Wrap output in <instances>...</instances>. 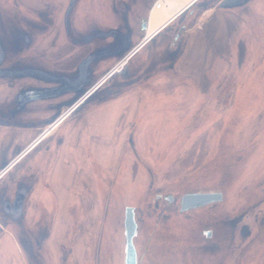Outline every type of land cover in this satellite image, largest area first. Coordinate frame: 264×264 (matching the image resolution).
<instances>
[{
    "label": "rangeland",
    "instance_id": "374dc122",
    "mask_svg": "<svg viewBox=\"0 0 264 264\" xmlns=\"http://www.w3.org/2000/svg\"><path fill=\"white\" fill-rule=\"evenodd\" d=\"M148 1L152 4L155 0ZM216 2L202 0L178 19L176 27L180 24L189 27L202 11ZM19 8L28 17H34L29 8ZM63 9L61 5L58 7L55 19L63 16ZM233 12L236 17L231 18L235 23L230 25L231 33L229 31L232 38L228 35L227 42L226 31L219 33L215 49L212 48L215 54L204 55L208 62L214 63V69L211 67L203 72L205 81L198 83L190 78L180 86L153 88L154 96L144 94L136 103V113L128 121L132 123L130 128H126V113H121L118 123L123 129L119 131L118 127L112 136L121 143L122 149L120 157L114 160L116 164L111 165L112 169H99L98 156L92 151L99 147L109 150L113 145L111 137L96 139L92 136L84 152L78 150L82 145H75L74 153L84 156L83 164L79 162V165L76 160L72 168L65 169L71 176L85 169V175L92 179L91 192L82 203L87 213L84 222L80 219L82 215L78 207H73L77 224L73 231L78 237L84 235L90 243L84 257L88 264L94 262L99 239L110 240L111 235L103 221L104 208L110 217L109 211H124L126 206H152L154 193L160 191H173L179 196L187 192H224L225 200L217 206L222 216L233 218V225L223 226V232H231L232 240L228 242L230 236L226 234L225 258L218 259L217 264H264V0H254ZM188 43L187 38L180 36L174 49L167 53L168 58L175 62L172 56L178 57ZM217 49L230 53L227 59L217 53ZM160 82L152 81L155 84ZM114 87L110 84L102 87L77 112L95 104L99 96ZM16 89L17 86L12 89L0 79V102L14 94ZM30 106L37 115L44 117L48 114L42 104L32 103ZM46 147L47 143L35 152H42L43 162L53 159L54 151L47 152ZM61 152L59 148V155ZM103 158L108 164V156ZM152 227L143 228L142 236L137 240L142 254ZM176 228H173L172 239H163L165 258L169 264H200L193 261L201 255L199 252L184 253L185 245L183 242L180 245L182 231ZM59 241L51 242L49 264H61ZM150 255L149 252L145 255V264ZM205 258L207 262L205 260L202 264H211L210 257Z\"/></svg>",
    "mask_w": 264,
    "mask_h": 264
},
{
    "label": "crops",
    "instance_id": "0c3cea01",
    "mask_svg": "<svg viewBox=\"0 0 264 264\" xmlns=\"http://www.w3.org/2000/svg\"><path fill=\"white\" fill-rule=\"evenodd\" d=\"M69 1L0 0L2 9H15L28 16L20 11L19 6H24L30 11L52 10L54 16L50 30L36 38L37 42L40 39L42 41L35 50L38 64L34 69L35 77L22 74L17 80H3L12 89L16 86L17 89L16 94H11L0 102L3 111L0 116V172L16 161L42 135L44 129L65 112L76 96L102 79L141 43L149 30L160 27L173 14V9L162 12L151 11L156 0L152 4L148 0H76L70 5L69 10L67 9L68 13L66 12L65 16ZM60 5L64 8L63 16L55 19L56 10L60 8ZM217 9L208 7L187 27L191 28L194 24L190 34L183 36L189 43L178 57L172 56L175 62H172L167 55L178 41L174 38L176 31L173 33L172 30L168 33L170 29L162 36L161 31L138 50L126 64L132 68L130 72L139 67L137 73L133 72L129 79L115 73L104 84V86L107 84L116 86L113 90H106L104 95L99 96V100L104 96H110L108 100L97 101L82 112H77L78 108L69 119L41 143L39 142L40 144H36L6 172L0 179V204L1 194L7 185L12 186L13 189L14 183L23 177L33 180L25 206L29 222L36 220V216L44 209L53 211L56 214L54 238L64 240L67 230L64 224H67L70 219L69 209L78 207V212L82 215L80 219L84 222L87 213L82 208V203L84 204V198L86 199L87 193L91 192L92 186V179L89 175H85V169H82L81 173L74 172L72 176L69 170L65 169L72 168L76 160L78 164L79 162L83 164V154L80 156L74 153L75 145H82L78 150L84 152L85 145L92 136L96 139L111 137L113 145L109 150L99 147L92 151L98 156L96 159L99 169L103 170L104 167L112 169L111 165L116 164L115 161L120 157L122 149L121 143L112 136L118 127L119 131L123 129L121 123H118L121 113H126V128H130L132 123L128 121L136 113V103L144 94L146 97L154 96L153 88L163 85L169 88L180 86L190 78L198 83L205 81L203 72L211 67L214 69V63L208 62V58L204 55L215 54L212 48L215 49L217 38H220L218 34L224 30L228 42L229 31L231 33L233 30L230 29V25L235 23L231 18L236 17L232 10L220 9L221 12H219ZM147 14L149 24L148 30L144 32L141 30V21ZM153 21L156 22L152 26ZM229 37L232 38L230 35ZM160 38H162L160 44L154 46ZM167 39L169 42H165ZM165 43L171 44L164 46ZM229 43L232 55L231 40ZM216 51L225 58L230 54L223 50ZM29 54L30 52H24V55ZM21 71L26 73L29 70L22 68ZM172 71L175 72L172 73ZM156 80L161 81L160 84L152 83ZM30 90H46L45 94L55 92L57 95L56 97L46 95V97L27 102L31 95L26 92ZM116 92L121 93L115 95ZM32 103L44 105L48 114L43 117L42 114L33 113V108H30ZM45 143H47L46 151H54V154L51 161L43 162L42 152H35ZM69 145L71 148H68ZM59 148L62 149L60 155ZM105 156L109 158L108 164H106V158H103ZM0 228L3 231L0 233V264H25L20 258L11 233L12 229L5 227L1 222ZM89 244L84 235L76 236L74 256L79 261L83 262L86 247Z\"/></svg>",
    "mask_w": 264,
    "mask_h": 264
},
{
    "label": "flooded vegetation",
    "instance_id": "af4514ba",
    "mask_svg": "<svg viewBox=\"0 0 264 264\" xmlns=\"http://www.w3.org/2000/svg\"><path fill=\"white\" fill-rule=\"evenodd\" d=\"M253 1L241 2L236 0L234 7L229 10L243 9L245 5ZM74 2L76 0L69 1L65 16L67 9ZM15 11V9L6 10L0 7V79L5 81L17 80L22 74H28L32 78L35 77L34 69L38 66L35 55L36 38L49 31L54 17L51 13L52 10H31L34 15L32 18ZM144 19H147V16L142 20ZM170 31L172 29L168 33ZM25 51L30 52V54L24 55ZM22 68H27L29 71L22 72ZM138 68L132 72L137 73ZM2 112L0 107V116H2ZM32 185L33 180L23 177L14 183L13 189L9 185L5 187L1 194L0 222L5 227L12 229L11 233L15 239L20 258L24 260L25 264H49L48 262L52 257L51 246L53 243L51 244V242L56 241L53 236L56 214L53 211L44 209L36 216V220L29 222V217L25 213V206ZM222 193L224 197L221 203L225 200V193ZM185 194L179 196L173 191H160L154 193L152 206L144 208L126 206L124 211H121V209L115 213L112 210L109 211L110 217H108V212H105L107 210L105 207L103 221L112 237L110 236V240H104L102 237L99 239L93 264H127V207L134 208L132 215L137 224V234L133 239L137 264L144 263L143 259L148 252L152 255H150V260L146 262L147 264H169L165 258V252L162 251L164 249L162 243L164 242L163 239L166 240L169 237V239H172L174 227L182 231L180 245L182 242L184 243L183 245L186 248L184 253L192 254L195 250L201 254L193 261L202 264L206 260L205 257L209 256L211 264L213 262L217 264L218 259H224V253L227 251L228 246L226 234L230 236L228 242L232 238L231 232H223V226L233 225V218L229 219L228 215L226 217L222 216L221 209L217 206L220 202L182 211L181 199ZM69 210L70 219L66 224L65 239L58 242L61 246V264H88L87 259L81 262L74 256L76 232L73 231V228L77 224L73 218L74 208L71 207ZM146 226L153 227L147 236V245L142 254L137 240L142 236L143 228ZM1 232L2 229L0 228ZM151 246H153L152 249H150Z\"/></svg>",
    "mask_w": 264,
    "mask_h": 264
},
{
    "label": "water",
    "instance_id": "95a60500",
    "mask_svg": "<svg viewBox=\"0 0 264 264\" xmlns=\"http://www.w3.org/2000/svg\"><path fill=\"white\" fill-rule=\"evenodd\" d=\"M198 0H193L190 2L185 8H183L177 15H174L173 18H171L168 21V26L161 32V36L169 29H172L174 34V38L178 39L180 36H187L191 32V28L194 26V24L191 26V28H187L185 24H180L179 28L176 29V22L180 17H182L188 10H190L197 2ZM241 2H246L247 0H238ZM236 3V0H217L216 4L212 7L218 8V9H230L234 7V4ZM148 24L149 20L144 19L141 21V30L142 31H147L148 30ZM172 33V34H173ZM172 36V35H171ZM125 58V57H124ZM122 58V59H124ZM173 67V65H172ZM137 69V68H136ZM132 68L130 66H126L125 69H120L119 71L117 68L109 71L106 73V75L100 79L98 82H96L92 87L85 89L79 96H76L74 98V102L70 105L68 108V112H72L75 108L79 106L82 107L88 100H90L94 95H96L100 89L103 87V83L105 80L109 79L112 75L115 73H118L122 75L125 79H129L133 74V72H130ZM134 70V69H133ZM135 73V72H134ZM46 90H30L26 92L27 94H30V98L26 100L27 102L36 100V98H41V97H56V93L54 92H47L45 94ZM121 92H116L115 95L120 94ZM110 98V96H104L99 102L106 101ZM56 120V119H55ZM223 193L222 192H215V191H210V192H193V193H186L183 195L181 199V210L186 211L189 209H194V208H199V207H204L207 205H210L212 203L216 202H221L223 200ZM127 214H128V219H127V224H126V241H127V264H137V254H136V249L133 243V239L136 237L137 234V224L135 220L133 219V212L134 208L133 207H127L126 208Z\"/></svg>",
    "mask_w": 264,
    "mask_h": 264
},
{
    "label": "built area",
    "instance_id": "2783aa9c",
    "mask_svg": "<svg viewBox=\"0 0 264 264\" xmlns=\"http://www.w3.org/2000/svg\"><path fill=\"white\" fill-rule=\"evenodd\" d=\"M164 5V0H156L151 8V11L153 10H161L162 7ZM164 26V25H163ZM161 27L160 30H158L157 33H159L161 30H163L166 26ZM155 33V34H157ZM153 37V36H152ZM152 37L149 36V33L147 32V34L145 35V37L143 38L142 42L138 45V47L135 48V50L131 51L130 54L122 59L120 62H118V64L116 65L115 68L120 69L123 64H126L127 61L136 53V51L138 49H140L141 47H143ZM69 112H63L58 118H56V120H54L51 124H49L44 131L42 132V135L36 140L35 143H38L39 141H41L43 138H45L49 133L55 131V129H57L58 125L68 116ZM51 127V128H50ZM50 128V130L48 131L47 129ZM26 154V152H24L16 161H14L12 164H10L5 170L0 172V179L4 176V174L18 161L20 160L21 157H23Z\"/></svg>",
    "mask_w": 264,
    "mask_h": 264
},
{
    "label": "bare ground",
    "instance_id": "6f19581e",
    "mask_svg": "<svg viewBox=\"0 0 264 264\" xmlns=\"http://www.w3.org/2000/svg\"><path fill=\"white\" fill-rule=\"evenodd\" d=\"M193 0H164V5H163V7H162V9L160 10V11H158V12H162V11H167V10H169V9H173V14H171L172 16L165 22V23H163L160 27H157V28H155V29H153V30H149V36L150 37H154L156 34L155 33H157L158 32V30H160L161 29V27L164 25V26H166L167 24H168V21L171 19V18H173L174 17V15H177L183 8H185L190 2H192ZM155 22L156 21H153V23H152V26L153 25H155ZM163 26V27H164ZM126 65L125 64H123V66L121 67L122 69L125 67ZM120 68V69H121ZM119 69V70H120ZM107 82V81H106ZM105 82V83H106ZM104 85V84H103ZM79 108V106L76 108V109H74L70 114H68V116L58 125V127L61 125V124H63L67 119H69L70 118V116L77 110ZM57 127V128H58ZM51 128V127H50ZM50 128H48L47 130L49 131L50 130ZM56 130V129H55ZM54 132V131H53ZM53 132H51V133H49L46 137H48L50 134H52ZM45 137V138H46ZM44 138V139H45ZM43 139V140H44ZM43 140H41V142L43 141ZM40 142V143H41ZM40 143H38V144H40ZM37 144V145H38ZM19 161V160H18ZM17 161V162H18ZM16 162V163H17Z\"/></svg>",
    "mask_w": 264,
    "mask_h": 264
}]
</instances>
